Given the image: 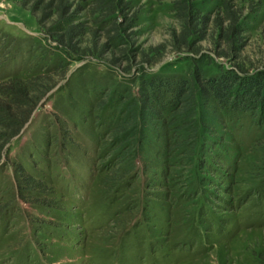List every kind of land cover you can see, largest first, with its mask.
Here are the masks:
<instances>
[{
  "label": "rangeland",
  "instance_id": "1",
  "mask_svg": "<svg viewBox=\"0 0 264 264\" xmlns=\"http://www.w3.org/2000/svg\"><path fill=\"white\" fill-rule=\"evenodd\" d=\"M182 1L0 0V264H264V110L143 104L259 77L264 0Z\"/></svg>",
  "mask_w": 264,
  "mask_h": 264
},
{
  "label": "trees",
  "instance_id": "2",
  "mask_svg": "<svg viewBox=\"0 0 264 264\" xmlns=\"http://www.w3.org/2000/svg\"><path fill=\"white\" fill-rule=\"evenodd\" d=\"M102 2H106V0H100V3ZM182 2L177 5V15L180 19L186 20L190 24L193 21L192 17L188 19V10L190 8L186 0ZM187 26V24L184 26L181 33V41L184 45H186L189 37L193 35L194 30ZM195 81L189 85L187 79L180 76L166 78V80L162 78L149 79L147 84L150 89L148 92H145L144 107L153 110V106L148 105L155 102L156 105L160 103L159 106L162 109L166 106H172L174 117L186 112L193 115L196 110V89H199L205 98L213 97L227 108L240 107L249 109L248 107H250L256 109L260 106L264 110V72H261L259 77L251 76L244 78L235 71H230L209 78L196 77ZM20 93L18 89L11 86L0 89V96L10 97V105L17 101L18 94ZM7 110V107L0 106L1 113H7ZM152 112L154 114L158 113L154 110ZM0 124L15 127L11 121L7 120V117H4V120ZM1 154L2 151L0 152V158Z\"/></svg>",
  "mask_w": 264,
  "mask_h": 264
}]
</instances>
